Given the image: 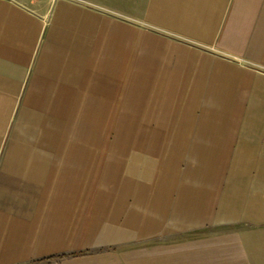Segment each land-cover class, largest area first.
<instances>
[{"label": "crops", "instance_id": "crops-1", "mask_svg": "<svg viewBox=\"0 0 264 264\" xmlns=\"http://www.w3.org/2000/svg\"><path fill=\"white\" fill-rule=\"evenodd\" d=\"M0 264H264V0H0Z\"/></svg>", "mask_w": 264, "mask_h": 264}, {"label": "built area", "instance_id": "built-area-1", "mask_svg": "<svg viewBox=\"0 0 264 264\" xmlns=\"http://www.w3.org/2000/svg\"><path fill=\"white\" fill-rule=\"evenodd\" d=\"M35 1H44V0H35ZM46 1H49L50 3H55V2L60 1V0H46Z\"/></svg>", "mask_w": 264, "mask_h": 264}]
</instances>
